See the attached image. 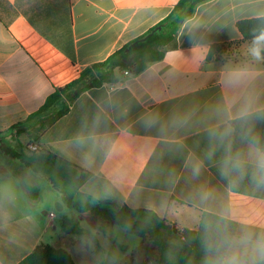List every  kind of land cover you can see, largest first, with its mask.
<instances>
[{
    "label": "crops",
    "instance_id": "1",
    "mask_svg": "<svg viewBox=\"0 0 264 264\" xmlns=\"http://www.w3.org/2000/svg\"><path fill=\"white\" fill-rule=\"evenodd\" d=\"M178 1L0 0L2 143L10 136L23 147L33 143L11 127L40 109L56 88L147 33ZM263 17L264 0L198 5L163 60L137 76L121 75L115 85L85 91L43 132L40 151L90 173L84 193L151 210L179 232L197 230L205 213L235 222L225 260L246 256L249 264H264L257 249L264 241V187L247 179L229 184L220 175L228 152L246 148L230 123L245 108L264 110V59L207 60L213 45L234 44L244 53L261 47L264 41H245L237 23ZM7 163L15 171L0 164V264H19L48 240L76 264H122L138 248L125 227H102L90 213L70 210L67 216L61 197L60 217L68 222L59 232L58 215L34 209L32 191L48 178L19 160ZM11 173L21 182L18 194L9 188Z\"/></svg>",
    "mask_w": 264,
    "mask_h": 264
},
{
    "label": "trees",
    "instance_id": "2",
    "mask_svg": "<svg viewBox=\"0 0 264 264\" xmlns=\"http://www.w3.org/2000/svg\"><path fill=\"white\" fill-rule=\"evenodd\" d=\"M208 0H179L172 12L147 33L116 51L105 61L84 69L72 82L56 88L45 103L25 121L20 122L10 131L17 137L26 134L30 142H39L43 132L68 114L72 104L81 94L91 88L119 83L121 75L128 71L137 76L151 64L164 59L166 48L174 41L182 25L193 16L196 7ZM163 26L159 31L158 27ZM237 28L245 41H256L264 34V17L244 20L237 23ZM153 33V34H152ZM125 51L137 40L146 38ZM223 45H213L207 60L214 58L215 52ZM264 59V55L261 56ZM231 126L242 137L249 129L258 134L264 143V110L251 114L245 119L232 121ZM0 134V150L9 158L19 160L34 173L45 174L61 194L62 202L68 210L77 213H90L100 226L117 225L142 238L139 248L122 264L129 262L135 255L142 256L137 264H227L228 249L237 232V224L231 220L211 213L203 214L197 230L171 228L165 219L146 209H132L112 200H98L84 193L82 188L91 178V174L77 167L55 153L39 151L26 153L23 149L15 150L4 147ZM101 145V138L97 139ZM68 222L64 217L62 224ZM99 249L98 242H95ZM236 264H249L248 257L235 260ZM19 264H76L72 256L64 249L52 245H40L32 254ZM101 264H105L104 260Z\"/></svg>",
    "mask_w": 264,
    "mask_h": 264
},
{
    "label": "clouds",
    "instance_id": "3",
    "mask_svg": "<svg viewBox=\"0 0 264 264\" xmlns=\"http://www.w3.org/2000/svg\"><path fill=\"white\" fill-rule=\"evenodd\" d=\"M256 40L264 41V34ZM250 52L252 56L259 59L264 49L254 46ZM250 115V111L245 108L239 113V118L245 119ZM242 138L246 142V148L228 152L221 162L220 175L229 184H236L247 179L256 186L264 187V143L261 142L258 134H253L251 129L246 131ZM194 171L198 173L199 168H195ZM257 249L260 255L264 256V241L258 242ZM227 264H236L235 258L227 261Z\"/></svg>",
    "mask_w": 264,
    "mask_h": 264
},
{
    "label": "rangeland",
    "instance_id": "4",
    "mask_svg": "<svg viewBox=\"0 0 264 264\" xmlns=\"http://www.w3.org/2000/svg\"><path fill=\"white\" fill-rule=\"evenodd\" d=\"M255 45H253L252 47H254ZM257 46V45H256ZM261 49H264V42L263 45L260 47ZM220 49H222L221 51L215 52L214 57L216 58H222V59H226V60H234V61H249L252 58H255L254 56L251 55L250 50H248L247 52L249 53H244V50H241L239 46L234 45V44H229V45H223L222 47H220ZM251 49V48H250ZM262 55H264V52H262ZM248 59V60H247ZM11 140H14V136H10ZM10 139H8L7 143H3L4 147H8V148H12L15 150H21L23 149L26 153H29L26 149V147H23L21 144L18 145L17 143H14V141H11ZM9 161V157H5L2 156L0 154V164L5 165L6 167L8 165L7 162ZM21 165V164H20ZM10 166V165H9ZM8 166V167H9ZM7 167V170L10 172V168ZM23 168V166H22ZM21 168V169H22ZM25 169V168H23ZM13 171H15L14 167L12 168ZM45 177H47L45 174H42ZM8 183H9V188L11 189L12 193L14 194H18L20 192H22L23 190H21V182H19V180L17 179V176H15L14 173H11L10 176H8ZM48 181V182H47ZM47 181H42L39 185H38V189L32 191V194L35 195V193H37V202L34 205V209L37 210L38 214H42L41 211L44 212H53L54 214L58 215L59 218L56 220V225L58 227V231L61 232L63 231V226L62 223L60 221L62 217L61 214L57 211V204L60 203V193L55 190L52 186H51V182L49 180ZM24 202V196L21 195V202ZM68 213H70V210H68L66 212V215L68 216ZM50 233L51 235H55L53 229H50ZM56 237V236H55ZM142 243V238L140 236H138L137 234H134L132 236V239L130 241V244L132 245L133 248H138L140 247L139 245H141ZM47 244L52 245L53 242L52 241H47ZM145 254H143L142 256L140 255H135L134 259H137L136 262L131 263V264H137V262L139 261V259L141 257H144ZM151 264H159V262H155V263H151Z\"/></svg>",
    "mask_w": 264,
    "mask_h": 264
},
{
    "label": "water",
    "instance_id": "5",
    "mask_svg": "<svg viewBox=\"0 0 264 264\" xmlns=\"http://www.w3.org/2000/svg\"><path fill=\"white\" fill-rule=\"evenodd\" d=\"M162 28H163V26H160V27H158L157 29H155L154 32L159 31V30H161ZM152 34H153V33H152ZM152 34L148 35V36H147L146 38H144V39L137 40L135 43H133V44L131 45V47H129V48L125 51V54H126V55L129 54V52L131 51V48H132V47L136 46V45L139 44L140 42L145 41V40H146L147 38H149ZM57 211H58L59 213H61V212L63 211V206H62V204H60V203L57 204Z\"/></svg>",
    "mask_w": 264,
    "mask_h": 264
},
{
    "label": "built area",
    "instance_id": "6",
    "mask_svg": "<svg viewBox=\"0 0 264 264\" xmlns=\"http://www.w3.org/2000/svg\"><path fill=\"white\" fill-rule=\"evenodd\" d=\"M125 75H130V73L128 71L124 72ZM27 151L29 153H35V152H39L41 150L40 146L36 143H29L26 147ZM52 217H54V214H51Z\"/></svg>",
    "mask_w": 264,
    "mask_h": 264
}]
</instances>
